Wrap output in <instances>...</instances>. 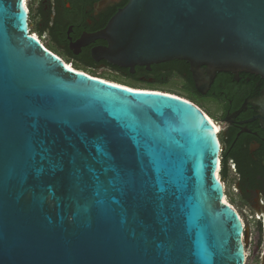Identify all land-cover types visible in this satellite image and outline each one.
<instances>
[{
    "label": "water",
    "instance_id": "1",
    "mask_svg": "<svg viewBox=\"0 0 264 264\" xmlns=\"http://www.w3.org/2000/svg\"><path fill=\"white\" fill-rule=\"evenodd\" d=\"M28 18L24 0H0V264H245L216 122L189 99L70 68ZM101 36L114 64L187 61L203 93L218 71L264 79V0H130ZM109 166L134 169L135 191L97 194L89 169Z\"/></svg>",
    "mask_w": 264,
    "mask_h": 264
},
{
    "label": "flooded vegetation",
    "instance_id": "2",
    "mask_svg": "<svg viewBox=\"0 0 264 264\" xmlns=\"http://www.w3.org/2000/svg\"><path fill=\"white\" fill-rule=\"evenodd\" d=\"M130 0H25L36 36L69 67L91 74L101 69L134 83L162 85L178 77L194 82L209 102L219 126L218 174L224 198L236 210L247 234L245 264H264V79L239 70L218 71L206 93L197 89L190 64L181 59L121 66L99 57L109 46L102 32ZM31 30V29H30ZM31 34L32 31H31Z\"/></svg>",
    "mask_w": 264,
    "mask_h": 264
},
{
    "label": "snow or ice",
    "instance_id": "3",
    "mask_svg": "<svg viewBox=\"0 0 264 264\" xmlns=\"http://www.w3.org/2000/svg\"><path fill=\"white\" fill-rule=\"evenodd\" d=\"M96 151L100 153L102 156L107 157L109 160L112 159L110 153L105 149L103 145H97ZM50 154H51L50 148L42 149L41 153H39L40 161L41 164H43L44 161H48L49 165L54 169L55 167L58 166V164L51 159ZM71 163L73 164V166H75L76 161L74 157L71 159ZM98 163H103V162L98 161ZM41 170L43 169L41 168ZM89 170L95 173V180L97 183V188H96L97 194H99L101 190L107 192L108 187H115L117 181H120L122 186L126 187L129 191H135L136 189L137 174L135 170L130 167L117 169L109 166L103 168L102 172H96L95 169H89ZM78 172L79 170L75 169L74 167L72 175L77 176V178H79ZM109 172L115 173V175L109 177L107 175ZM101 175L105 177L104 180H101Z\"/></svg>",
    "mask_w": 264,
    "mask_h": 264
},
{
    "label": "rangeland",
    "instance_id": "4",
    "mask_svg": "<svg viewBox=\"0 0 264 264\" xmlns=\"http://www.w3.org/2000/svg\"><path fill=\"white\" fill-rule=\"evenodd\" d=\"M30 29L32 33H37L40 37V34L36 31V26L34 24V21L30 22ZM92 75L96 76H101L103 78H106L107 80L116 82V83H121L124 86L127 85V87H138V88H143V89H159L162 91H170L176 95H181L184 97H187L188 95L186 92L183 90L184 88V81L181 78L178 77H173L169 80V83L166 85H157V86H148L146 84L142 83H134L130 82L129 80H126L117 74L109 71H104L101 69H97L94 71H91ZM200 107L209 115L211 111H213L214 107L209 103V102H199ZM212 118V117H211ZM213 119V118H212ZM219 175V174H218Z\"/></svg>",
    "mask_w": 264,
    "mask_h": 264
},
{
    "label": "trees",
    "instance_id": "5",
    "mask_svg": "<svg viewBox=\"0 0 264 264\" xmlns=\"http://www.w3.org/2000/svg\"><path fill=\"white\" fill-rule=\"evenodd\" d=\"M93 76H96V75H93ZM97 77H100V78H103L101 76H97ZM103 79H106V78H103ZM171 78H168L167 80H165L163 82L162 85H166L167 83H169V80ZM110 81V80H108ZM113 82V81H112ZM118 84H121V83H118ZM123 85V84H121ZM124 86V85H123ZM127 86V85H126ZM131 87V86H130ZM131 88H136V89H143V88H138V87H131ZM144 90H154V89H144ZM155 90H158V91H162V90H159V89H155ZM183 90L186 92V94L188 95L187 97H184V96H181V95H178L180 97H183V98H186V99H189L190 101L194 102L195 104H197L198 106L199 105V102H203V98H201L197 93H196V90H195V87H194V82L192 79H190V81H186L184 83V88ZM162 92H166V93H170V94H174L170 91H162ZM176 95V94H175Z\"/></svg>",
    "mask_w": 264,
    "mask_h": 264
},
{
    "label": "bare ground",
    "instance_id": "6",
    "mask_svg": "<svg viewBox=\"0 0 264 264\" xmlns=\"http://www.w3.org/2000/svg\"><path fill=\"white\" fill-rule=\"evenodd\" d=\"M25 1V0H24ZM71 68V67H70ZM105 80H107V79H105ZM112 82V81H111ZM114 83H116V82H114ZM118 84V83H117ZM119 85H121V84H119ZM123 86V85H122ZM125 87H127V86H125ZM131 88V87H130ZM133 89H136V88H133ZM139 90H144V89H139ZM151 91H158V90H151ZM175 95V94H174ZM209 116V118H210V120L211 121H214L212 118H211V116L210 115H208ZM219 130V127L217 128V130L216 131H218ZM217 174H218V171H217Z\"/></svg>",
    "mask_w": 264,
    "mask_h": 264
},
{
    "label": "built area",
    "instance_id": "7",
    "mask_svg": "<svg viewBox=\"0 0 264 264\" xmlns=\"http://www.w3.org/2000/svg\"><path fill=\"white\" fill-rule=\"evenodd\" d=\"M33 35H35V36H36V34H35V33H33ZM36 37H38V36H36Z\"/></svg>",
    "mask_w": 264,
    "mask_h": 264
}]
</instances>
